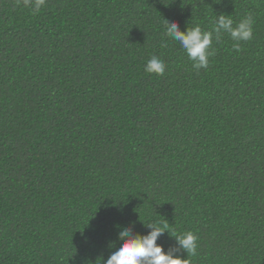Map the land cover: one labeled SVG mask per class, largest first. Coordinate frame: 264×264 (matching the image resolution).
<instances>
[{"label": "trees", "instance_id": "obj_1", "mask_svg": "<svg viewBox=\"0 0 264 264\" xmlns=\"http://www.w3.org/2000/svg\"><path fill=\"white\" fill-rule=\"evenodd\" d=\"M31 3L0 0V264H103L149 223L188 264H264V0ZM219 15L254 38L197 70L165 20Z\"/></svg>", "mask_w": 264, "mask_h": 264}, {"label": "clouds", "instance_id": "obj_2", "mask_svg": "<svg viewBox=\"0 0 264 264\" xmlns=\"http://www.w3.org/2000/svg\"><path fill=\"white\" fill-rule=\"evenodd\" d=\"M25 6H29V0H24ZM46 5V0H32L30 5L33 14L38 13ZM254 19L245 16L235 23L230 16L219 15L210 31H203L200 26L180 30L176 21L165 20V35L169 41L180 45L192 62L193 68L205 69L209 67V57L213 54L212 45L214 40L219 41L223 34H227L233 43V51L239 52L243 42H249L254 38ZM166 65L162 59L152 56L146 63L144 71L149 74L163 75ZM144 224V223H143ZM145 225V224H144ZM150 231L146 235L133 232V227L119 229V247L115 243L109 245L114 248L103 264H188L187 259H181L170 250L165 252L163 246L157 241L168 228L166 223H149L145 225ZM175 241L187 255L197 254L198 237L191 231L175 235Z\"/></svg>", "mask_w": 264, "mask_h": 264}]
</instances>
